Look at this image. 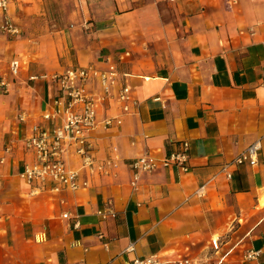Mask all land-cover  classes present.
Wrapping results in <instances>:
<instances>
[{
  "label": "crops",
  "instance_id": "crops-1",
  "mask_svg": "<svg viewBox=\"0 0 264 264\" xmlns=\"http://www.w3.org/2000/svg\"><path fill=\"white\" fill-rule=\"evenodd\" d=\"M6 17L17 32L0 35V264H129L152 254L165 264H264V0H10ZM13 58L23 64L15 77ZM108 62L139 102L121 114L114 87L88 132L94 156L117 168L87 188L33 194L19 178L24 140L53 88L28 77ZM107 116L122 123L105 129ZM257 139V164L228 179L223 166ZM181 141L189 170L159 166L132 190L128 162L146 152L162 160ZM65 158L79 168L73 150ZM108 210L114 217L98 214Z\"/></svg>",
  "mask_w": 264,
  "mask_h": 264
},
{
  "label": "built area",
  "instance_id": "built-area-1",
  "mask_svg": "<svg viewBox=\"0 0 264 264\" xmlns=\"http://www.w3.org/2000/svg\"><path fill=\"white\" fill-rule=\"evenodd\" d=\"M10 0H0V35L16 33V28L6 17V10ZM22 61L13 58L8 64L10 76H18L22 69ZM47 81L53 88V97L49 107L41 114L39 122L30 128V134L24 140L25 152L29 160L25 162L19 178L31 187L33 194L41 192H62L64 190H78L87 188L91 178L109 176L118 166L115 159L98 160L93 154V146L88 139V132L97 123V108L99 104L107 103L113 98L112 90L119 86L117 102L121 114L136 112L138 100L133 98L131 87L126 83L119 84V71L115 63L108 62L104 70L94 65L70 66L62 72L53 74H34L28 81ZM97 83V87L94 85ZM264 88V78L261 82ZM0 90L8 92V82L0 78ZM21 122L25 115L19 116ZM120 117H106L102 125L105 129L120 125ZM70 150L80 158L79 168L68 166L66 155ZM115 150V149H114ZM261 151V140L257 139L248 145L235 158L223 166L228 179L232 176V168L243 164L254 166L258 162ZM10 152V148H5ZM189 144L187 141L178 143V149L162 160H157L149 153H144L128 162L131 172L130 185L136 191L139 187L141 176L151 174L159 166L168 168L175 166L182 171L189 170ZM201 188L199 195L202 193ZM103 217L112 216L114 212H98ZM63 217H67L66 214ZM219 238L211 240L212 253L220 250ZM255 252H248L246 258L254 259ZM163 258L152 254L145 258H135L129 264H165ZM174 264H219L211 262V258L204 259L186 256L177 259Z\"/></svg>",
  "mask_w": 264,
  "mask_h": 264
}]
</instances>
